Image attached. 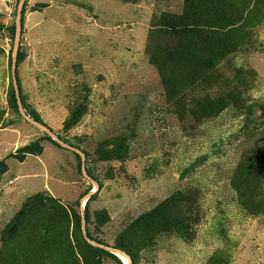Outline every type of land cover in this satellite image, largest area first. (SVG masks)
<instances>
[{
	"label": "rangeland",
	"instance_id": "1",
	"mask_svg": "<svg viewBox=\"0 0 264 264\" xmlns=\"http://www.w3.org/2000/svg\"><path fill=\"white\" fill-rule=\"evenodd\" d=\"M183 15L230 46L160 30ZM115 248L264 264V0H0V264Z\"/></svg>",
	"mask_w": 264,
	"mask_h": 264
},
{
	"label": "trees",
	"instance_id": "2",
	"mask_svg": "<svg viewBox=\"0 0 264 264\" xmlns=\"http://www.w3.org/2000/svg\"><path fill=\"white\" fill-rule=\"evenodd\" d=\"M24 13H25V6L22 10V19H21L22 24H24V22H23L24 21ZM160 24H161L160 30L163 33L173 32V33H179L183 37H195L198 40H200L205 46L210 45L213 47L215 44L218 47H221L223 50L230 46L229 37L234 33L228 27H226L225 25L218 22L217 19H214V18L209 17V16L205 17L203 19L202 18L187 19L183 15L180 18H172L171 20L168 17H165L160 21ZM11 37H12V40H15V29H12ZM24 57H25V48H24V45L21 44V45H19L18 52H17V64H16L17 69L19 68L20 65H22L21 63H22ZM17 82H18V85H20L19 80ZM13 104L15 107L18 108V102H17L16 96H14V98H13ZM22 108L25 111L26 115L31 120H33L39 124L43 123L41 120H39L35 115H33L31 113L29 107L23 101H22ZM57 137H58L60 142L68 145V142L66 140H64L63 138H61L59 136H57ZM49 139L53 144L59 146L56 141H54L51 138H49ZM78 160L80 163L81 159L78 158ZM89 203H90V200L88 201V203L85 207L86 213L89 210ZM88 237H89V239H91L90 235H88ZM114 250H119V251L127 254L130 257V259L132 260V264H134L135 255L132 252L123 251L122 249H117V248H115ZM102 253L105 256L109 257L110 259L116 261L118 264H124L123 261L121 259H119V257H117L114 254H111V252L102 251Z\"/></svg>",
	"mask_w": 264,
	"mask_h": 264
},
{
	"label": "bare ground",
	"instance_id": "3",
	"mask_svg": "<svg viewBox=\"0 0 264 264\" xmlns=\"http://www.w3.org/2000/svg\"><path fill=\"white\" fill-rule=\"evenodd\" d=\"M111 252L117 257H119L123 261L124 264H132V260L127 254H124L123 252L119 250H111Z\"/></svg>",
	"mask_w": 264,
	"mask_h": 264
}]
</instances>
